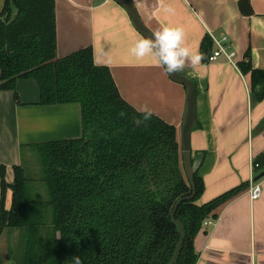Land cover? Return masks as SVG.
Here are the masks:
<instances>
[{
  "label": "trees",
  "instance_id": "16d2710c",
  "mask_svg": "<svg viewBox=\"0 0 264 264\" xmlns=\"http://www.w3.org/2000/svg\"><path fill=\"white\" fill-rule=\"evenodd\" d=\"M212 50L207 33L200 44L203 62ZM236 65L250 75L252 99L262 100L264 70L252 67L249 51ZM18 79L36 82L39 104H79L82 134L30 145L39 158L44 199L33 197V180L21 165L12 167L7 182L0 164V235L18 229L22 244L14 264H73L74 257L81 264H168L179 239L171 212L192 191L175 127L155 114L137 124L141 112L121 97L109 68L94 63L91 46L57 56L55 0H4L0 89L17 98ZM194 183V197L174 214L183 236L173 264H196L194 239L203 221L216 219L217 207L249 185L197 204L204 189L197 171Z\"/></svg>",
  "mask_w": 264,
  "mask_h": 264
},
{
  "label": "crops",
  "instance_id": "0c3cea01",
  "mask_svg": "<svg viewBox=\"0 0 264 264\" xmlns=\"http://www.w3.org/2000/svg\"><path fill=\"white\" fill-rule=\"evenodd\" d=\"M143 24L154 35L164 27H182L185 46L200 53L208 33L225 35L235 61L249 51L253 68L264 70V0H131ZM4 0H0V11ZM248 11V12H246ZM14 14V11H13ZM57 56L91 46L96 65L107 66L121 97L139 111L147 104L176 129L181 143L185 86L173 81L154 58L137 59L130 49L145 39L125 9L114 0H55ZM181 74L196 87L195 125L190 131L191 160L204 189L203 204L251 180L261 183V195L250 200L248 187L217 207L194 239L196 264H264V98L254 101L250 75L223 57ZM15 91L0 89V164L13 180L31 144L78 138L82 134L77 103L39 104L33 79H18ZM260 163V166H254ZM249 186V185H248ZM7 189L4 206L11 205Z\"/></svg>",
  "mask_w": 264,
  "mask_h": 264
},
{
  "label": "clouds",
  "instance_id": "9594fccd",
  "mask_svg": "<svg viewBox=\"0 0 264 264\" xmlns=\"http://www.w3.org/2000/svg\"><path fill=\"white\" fill-rule=\"evenodd\" d=\"M130 52L137 59L153 57L157 65L163 67L169 75L183 71L188 62L195 67L203 59L202 54L193 53L185 46V33L182 27H164L152 37L136 41ZM139 111L142 119H138L137 124L151 120L154 115L147 104L142 105ZM60 237L57 233V239ZM73 264H81L79 257L73 258Z\"/></svg>",
  "mask_w": 264,
  "mask_h": 264
},
{
  "label": "water",
  "instance_id": "95a60500",
  "mask_svg": "<svg viewBox=\"0 0 264 264\" xmlns=\"http://www.w3.org/2000/svg\"><path fill=\"white\" fill-rule=\"evenodd\" d=\"M117 2L119 5H121L127 14L129 15L131 22L135 29L145 38H150L153 36L151 31L143 24L141 21L139 15L137 14V11L131 2V0H114ZM248 12V11H246ZM167 73V72H166ZM170 79L173 81L180 83L185 86L186 90V97H185V105H184V113H183V119H182V124H181V156H182V164L183 168L185 171V174L188 178V181L191 185L192 191L190 195L180 197L176 203L173 206L172 212H171V218L172 220L178 225L179 229V239L175 248V251L173 253V256L171 260L169 261L168 264H173L177 253L179 246L181 244L182 236H183V228L182 224L179 220H177L174 217L175 211L178 207V205L187 199H191L195 195V183H194V174L196 172V164L191 160V150H190V144H189V136H190V131L195 125V98H196V87L193 82V80L184 74L181 73H172V74H167ZM264 175V171H262L258 177H262Z\"/></svg>",
  "mask_w": 264,
  "mask_h": 264
},
{
  "label": "rangeland",
  "instance_id": "374dc122",
  "mask_svg": "<svg viewBox=\"0 0 264 264\" xmlns=\"http://www.w3.org/2000/svg\"><path fill=\"white\" fill-rule=\"evenodd\" d=\"M20 165L25 169L29 178L31 194L36 199H44L47 196L46 189L40 181L41 170L37 153L31 148H24ZM18 229L5 228L0 235V264H14L18 254L22 251V244Z\"/></svg>",
  "mask_w": 264,
  "mask_h": 264
},
{
  "label": "built area",
  "instance_id": "2783aa9c",
  "mask_svg": "<svg viewBox=\"0 0 264 264\" xmlns=\"http://www.w3.org/2000/svg\"><path fill=\"white\" fill-rule=\"evenodd\" d=\"M210 36L213 41V50L208 58L209 62L216 61L217 59L223 57L227 61L236 65L237 61H235V52L231 48L227 37L225 35L216 37L214 34H210ZM254 166H258V164H255ZM247 193L250 200L258 199L261 195V183L258 180H251ZM209 224V220L206 219L203 221V226H207Z\"/></svg>",
  "mask_w": 264,
  "mask_h": 264
}]
</instances>
